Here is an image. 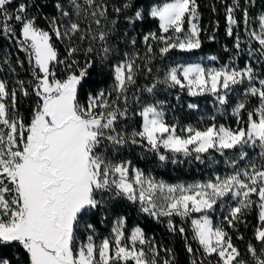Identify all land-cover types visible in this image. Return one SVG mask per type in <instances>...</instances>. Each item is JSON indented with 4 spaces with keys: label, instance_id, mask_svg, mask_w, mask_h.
<instances>
[{
    "label": "snow or ice",
    "instance_id": "1",
    "mask_svg": "<svg viewBox=\"0 0 264 264\" xmlns=\"http://www.w3.org/2000/svg\"><path fill=\"white\" fill-rule=\"evenodd\" d=\"M219 2L229 62L161 66L217 39L198 0H0V264H179L125 206L179 236L186 264H264V13ZM160 90L216 114L170 123ZM135 148L162 165L218 153L229 170L168 183L120 156Z\"/></svg>",
    "mask_w": 264,
    "mask_h": 264
},
{
    "label": "trees",
    "instance_id": "2",
    "mask_svg": "<svg viewBox=\"0 0 264 264\" xmlns=\"http://www.w3.org/2000/svg\"><path fill=\"white\" fill-rule=\"evenodd\" d=\"M200 4V12L202 14V25L208 27L210 21L219 20V29L216 32L217 39L215 41H208L205 38L203 47L195 53H180L173 52L168 58L164 61L159 62L162 66L164 63H196L203 62L206 65H210L213 62L208 61L207 57L216 55L220 58V61L223 63H228L229 53L223 51L222 45L227 44L231 48V40L225 35V21H224V12L223 4L219 0H198ZM230 2V0H229ZM215 4L217 12L213 14L211 12V5ZM254 15L258 16L261 13H264V0H256L255 6L252 8ZM43 26V21H41ZM155 27L154 22H149L143 25L140 28H137L135 32L132 33L133 36H138L139 34L146 32ZM63 47L62 45H58ZM138 47L143 48L142 44H139ZM7 50V49H6ZM23 57V54H20ZM243 60L238 61V66H242ZM23 75V73H22ZM93 87H102L108 82L106 75L101 76L100 74L93 72L91 78ZM144 81L141 80V84ZM176 91H165L160 90L158 92V98L166 100L165 105L167 112L168 121L174 122L179 120L183 124H196L201 119L207 123V117L216 114V107L214 101L209 96L201 97H189L186 93H182L179 100L176 99ZM196 104L198 107L189 108L188 104ZM30 107V102L25 100L22 105V111H26ZM138 121V118H136ZM229 123L231 121H228ZM254 154V153H253ZM120 156L132 160L133 164L137 167L142 168L145 172L151 173L157 179L164 180L168 183H177V182H193L197 180H206L210 178L213 174L219 173L223 174L228 169V165L225 163V157H221L218 153H212L213 159L216 161L212 162L207 155L204 157V162L195 160L194 157H178V162L173 164L171 160L165 162L163 165L158 162L154 154L145 153L139 148L132 150H125L120 153ZM179 161H182L179 162ZM126 214L128 216V227L131 229L137 225L145 228V231L149 236H155L157 240L162 241L165 245L173 247L177 252V259L179 264H186V257L183 250V241L179 236L172 237L167 233L166 229L160 225L156 224L151 218L147 217L146 214L140 213L135 207L125 206ZM216 220L217 217L221 215L215 214ZM220 220V219H219ZM217 220V222L219 221ZM249 220L252 221V217H249ZM254 222V221H253ZM111 227V224L98 225L101 235H107ZM242 232H245L246 237L250 236V231H245L243 228ZM241 248L243 244L241 243Z\"/></svg>",
    "mask_w": 264,
    "mask_h": 264
},
{
    "label": "rangeland",
    "instance_id": "3",
    "mask_svg": "<svg viewBox=\"0 0 264 264\" xmlns=\"http://www.w3.org/2000/svg\"><path fill=\"white\" fill-rule=\"evenodd\" d=\"M216 214H220L221 215V213L219 211ZM215 216H217V215H215ZM219 219H220V216L217 217V220H219Z\"/></svg>",
    "mask_w": 264,
    "mask_h": 264
}]
</instances>
